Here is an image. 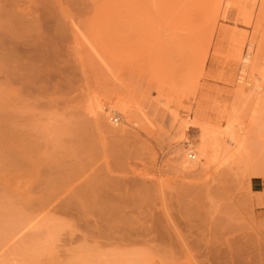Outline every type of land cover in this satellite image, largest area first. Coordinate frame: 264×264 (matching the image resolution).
Returning <instances> with one entry per match:
<instances>
[{
  "label": "rangeland",
  "instance_id": "obj_1",
  "mask_svg": "<svg viewBox=\"0 0 264 264\" xmlns=\"http://www.w3.org/2000/svg\"><path fill=\"white\" fill-rule=\"evenodd\" d=\"M263 67L264 0H0V264H264Z\"/></svg>",
  "mask_w": 264,
  "mask_h": 264
},
{
  "label": "bare ground",
  "instance_id": "obj_2",
  "mask_svg": "<svg viewBox=\"0 0 264 264\" xmlns=\"http://www.w3.org/2000/svg\"><path fill=\"white\" fill-rule=\"evenodd\" d=\"M214 2V1H213ZM220 8V7H219ZM218 9V8H217ZM213 10H214V8H213ZM249 49H248V51H247V53L245 54V56H243L242 58H240L239 60L242 62V66L244 67V69H246L247 68V66L249 65V63H250V54H251V52H250V50H251V48H252V44H249V47H248ZM239 54V53H238ZM251 65V64H250ZM261 67V66H260ZM258 68V67H257ZM264 68V67H263ZM259 69V68H258ZM262 69V68H261ZM261 69H260V71H261ZM243 72H244V70H242ZM252 72V71H251ZM262 73V72H261ZM254 74V73H253ZM254 76V75H253ZM253 76H249V78H250V80H253ZM260 78V77H259ZM242 79V78H241ZM255 80V79H254ZM262 80L264 81V76H261V80L259 81V82H262ZM251 82V81H250ZM255 82H257V81H255ZM249 83H247V85H248ZM253 84H255V83H253ZM260 83H258L257 82V84L256 85H254V90H256V91H261L260 89H261V86L262 85H259ZM264 86V85H263ZM258 93V92H257ZM256 94V93H255ZM121 111V110H120ZM119 111V109L117 110V109H114V110H109V112L110 113H112L113 115H115L117 118H121L120 116L122 115V113ZM228 121H229V119H227ZM232 121V119L230 118V121L229 122H231ZM237 121V120H236ZM233 122V121H232ZM231 122V124H233L234 125V123L235 122H233L232 123ZM195 123H198V122H196L195 121ZM195 123H191V125L193 126L192 128H197L196 126H198L199 127V125L198 124H195ZM229 124V123H228ZM190 125V126H191ZM237 125V127L239 126L238 124H236ZM229 127H230V129L229 130H231V131H229L230 132V134H229V132L227 131V127H225L226 129V134L228 135H225V133L223 134V136H227L228 137V139H225V137H224V139L225 140H223L222 141V139L220 140L219 138H222V136H221V134H219L218 133V130L216 131L220 136L218 137V140H216L214 137L216 136L215 134H213V131L214 130H212V133H210V134H212V136L213 137H211L210 135H209V137H208V134H209V132H210V130H208V129H204V126H203V128H200L199 127V129H201L200 130V134L198 135V137H197V139H196V142H197V144H196V146H195V142L193 143L194 145H192V146H190V149H188L187 151H185L186 153L188 152V151H192V154L191 153H189V154H187L186 155V158H187V160L185 161H183L184 163V165L182 164V166L185 168L184 170H186V169H188V171H193V170H196L198 167H200V166H202L203 164L202 163H200V160H206V159H211L212 157V155L211 154H213L214 153V148H215V151H216V149L218 148V147H221L222 145H218V143H217V145L215 146V145H213L212 143H213V139H215L217 142H221V144H222V142H224L223 143V146L222 147H224V150H225V152L227 151V148H228V150H229V148H231V147H233V145H235V144H237V143H239V142H237V138L235 137V136H233L234 134H233V128L231 129V125L229 124L228 125ZM232 127H234V126H232ZM237 127H236V129H237ZM235 128V127H234ZM198 129V130H199ZM238 130V129H237ZM209 131V132H208ZM240 130H238V132H239ZM208 134H207V133ZM215 132V131H214ZM215 132V133H216ZM220 132V131H219ZM221 132H223V131H221ZM220 132V133H221ZM232 133V134H231ZM217 134V135H218ZM238 134V133H237ZM240 136V135H239ZM242 136V135H241ZM212 138V140H210L211 138ZM226 137V138H227ZM236 138V139H235ZM240 138V137H239ZM214 140V141H215ZM239 140V139H238ZM212 141V142H211ZM215 141V142H216ZM215 142H214V144H215ZM237 142V143H236ZM242 142H240V147H241V144ZM224 144H225V146H224ZM239 145H237L238 147H239ZM214 146V147H213ZM218 146V147H217ZM226 146H229V147H226ZM221 147V149H223ZM225 147H226V149H225ZM223 150V151H224ZM231 151H233L232 149H231ZM236 151V150H235ZM238 151V150H237ZM193 153L195 154V156L193 155ZM216 153V152H215ZM227 153V152H226ZM221 154V153H220ZM215 155V154H214ZM227 155H228V153H227ZM185 156V155H184ZM211 157V158H208V157ZM219 156V155H218ZM217 156V157H218ZM197 158V161H192V160H195L196 158ZM230 157H231V154H230ZM231 159V158H230ZM209 160H207L209 163H210V161ZM206 162V161H205ZM207 162V163H208ZM215 162V161H214ZM213 162V163H214ZM212 163V162H211ZM182 167V168H183ZM212 167V166H211ZM207 168V167H206ZM190 212V211H189ZM189 212H187V213H189ZM191 213V212H190ZM193 213V212H192ZM188 215V214H187ZM194 215V214H193ZM187 218L188 217H191V216H186ZM186 218V219H187ZM125 218H123V220H124ZM109 220V219H108ZM107 220V221H108ZM120 221V220H119ZM132 221V220H131ZM109 222V221H108ZM125 223V222H124ZM150 248H151V246H149ZM153 248V247H152ZM146 249V248H145ZM147 249H149V248H147ZM137 250V249H136ZM143 250V249H142ZM142 250H141V252H142ZM157 251H159V250H157ZM138 252V251H137ZM140 252V251H139ZM145 252V251H144ZM124 253V252H123ZM128 253V252H127ZM132 253H133V251H132ZM151 253V252H150ZM116 254V253H115ZM163 254H164V252H163ZM112 255H114V254H112ZM118 255H120L121 256V253L120 254H118ZM136 255V254H135ZM146 255V254H145ZM145 255H142L144 258H146L145 257ZM148 256H150L149 254H147ZM122 256H124V254H122ZM125 256H128V255H125ZM132 256V255H131ZM154 256V255H153ZM135 257V256H134ZM118 258V257H117ZM122 257H120V259H121ZM131 258V257H130ZM133 258V257H132ZM141 258L142 257H140V263L141 262H143V260L141 261ZM156 258V257H155ZM113 259H114V257H113ZM113 259H112V261H113ZM124 259H125V261H127V259L126 258H123V261H124ZM135 259V258H134ZM147 259H149V258H147ZM122 260V259H121ZM128 260H129V258H128ZM132 260V259H131ZM134 261V260H133ZM136 261H137V259H136ZM147 261V260H146ZM119 263H120V260H119ZM146 263H148V262H146ZM110 264V263H109ZM114 264V263H113ZM132 264H133V262H132ZM135 264V263H134ZM136 264H137V262H136Z\"/></svg>",
  "mask_w": 264,
  "mask_h": 264
},
{
  "label": "crops",
  "instance_id": "obj_3",
  "mask_svg": "<svg viewBox=\"0 0 264 264\" xmlns=\"http://www.w3.org/2000/svg\"><path fill=\"white\" fill-rule=\"evenodd\" d=\"M257 179H259V178H252L250 180V183H249L250 189L253 192V190L255 188L256 191H254V192L264 195V181L263 180L258 181Z\"/></svg>",
  "mask_w": 264,
  "mask_h": 264
}]
</instances>
